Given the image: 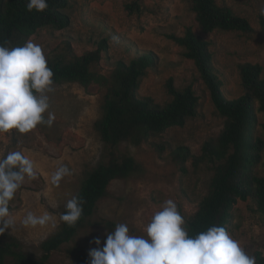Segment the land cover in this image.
Here are the masks:
<instances>
[{
  "label": "rangeland",
  "instance_id": "rangeland-1",
  "mask_svg": "<svg viewBox=\"0 0 264 264\" xmlns=\"http://www.w3.org/2000/svg\"><path fill=\"white\" fill-rule=\"evenodd\" d=\"M135 0H70L65 12L70 23L63 29L43 27L28 41L39 44L47 61L53 58L81 56L95 50L106 39L108 49L94 67L95 78L88 87L77 82L53 83L50 107L43 114L54 113L51 126L19 133L13 129L0 133V157L9 151H21L34 163L35 178H25L15 197L9 202V212L16 224L0 234V242L16 240L19 250L40 259L41 243L59 229L60 211L80 188L83 177L101 162L108 160L110 148L95 129L101 116L106 94L105 77L118 60L129 62L136 53L152 51L155 65L143 79L140 93L162 104L172 99L167 88L172 79L175 86L191 85L199 96L198 114L183 126H172L147 142L135 145L124 142L118 153H128L139 162L140 168L126 179H115L108 194L100 200L95 213L69 242L54 250L49 264H80L77 258L89 260L88 250L96 247L89 241L106 238L116 224L126 223L133 235H145V226L152 215L168 199L177 204L185 220L196 211L209 190L212 170L207 163L198 167L192 159L182 171L175 151L184 146L191 154L200 155L204 143L217 138L225 126L211 97V91L193 60L184 56V49L168 34H184L188 26L211 41L214 66L229 99L244 93L239 64L259 63L264 66V27L261 9L264 0H218L246 16L253 28L251 34L215 31L204 33L187 0H139L140 9L130 6ZM10 47H15L12 44ZM61 165L71 174L54 185L51 176ZM262 174L264 172L262 171ZM49 214L52 219L44 226H24L23 217ZM229 234L238 240L251 256L264 253V215L255 199L239 200ZM7 264H16L8 257Z\"/></svg>",
  "mask_w": 264,
  "mask_h": 264
},
{
  "label": "trees",
  "instance_id": "trees-1",
  "mask_svg": "<svg viewBox=\"0 0 264 264\" xmlns=\"http://www.w3.org/2000/svg\"><path fill=\"white\" fill-rule=\"evenodd\" d=\"M187 1L204 33L254 32L250 20L229 5L218 0ZM27 2L0 0V44L23 46L43 27L63 29L69 25L70 17L65 8L70 0H47L48 7L41 12L28 11ZM130 6L140 9L139 0ZM261 20L264 27V15ZM168 37L183 47L185 57L194 61L210 88L216 109L225 117L224 129L217 138L204 143L200 155L191 154L184 146L175 151L182 171H187L186 162L192 159L194 166L207 163L213 172L209 190L188 218L186 228L190 235L212 225L223 226L229 232L239 200L255 199L264 215V66L253 62L240 63L244 93L229 99L222 90L223 82L214 66L211 41L197 34L192 26H188L182 35L171 33ZM107 49L108 42L103 39L95 50L81 56L49 60L53 83L77 82L88 87L96 75L94 67ZM154 65L152 51L138 52L129 62L118 60L105 77L102 114L94 125L110 150L106 162L86 172L75 194L83 206L79 221L69 226L60 219L59 229L41 243L43 254L40 259L19 250L16 240L0 242V264H7L10 256L16 264H49L52 251L71 241L86 225L100 200L107 196L112 181L129 178L139 170L140 164L134 156L117 152L119 145L124 142L140 145L172 126L185 125L198 114L199 96L191 85L179 88L172 79L168 80L167 88L172 99L164 104L152 96L141 95L142 81ZM65 211L64 207L60 216ZM255 258L256 264H264V253L257 252ZM77 261L80 264L88 262L79 257Z\"/></svg>",
  "mask_w": 264,
  "mask_h": 264
},
{
  "label": "clouds",
  "instance_id": "clouds-1",
  "mask_svg": "<svg viewBox=\"0 0 264 264\" xmlns=\"http://www.w3.org/2000/svg\"><path fill=\"white\" fill-rule=\"evenodd\" d=\"M47 0H28V11H44ZM264 15V8L261 10ZM53 71L42 47L33 41L23 46L7 47L0 44V133L13 129L27 133L38 124L51 126L54 113H44L50 107L47 95L52 91ZM71 170L61 165L51 176L59 182ZM31 159L21 151H9L0 157V234L15 226L9 212V202L15 197L25 178H35ZM60 219L75 225L83 214L82 201L73 196L65 205ZM52 217L44 213H27L21 223L36 227L46 225ZM177 204L168 199L145 226V235H133L126 223H118L106 238L89 241L96 245L88 250L87 264H256L238 240L232 238L223 226L212 225L205 231L190 235Z\"/></svg>",
  "mask_w": 264,
  "mask_h": 264
}]
</instances>
